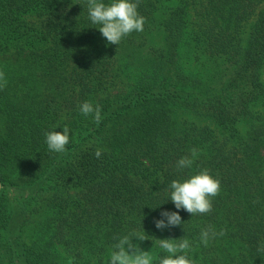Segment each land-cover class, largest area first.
Listing matches in <instances>:
<instances>
[{
    "label": "trees",
    "instance_id": "obj_1",
    "mask_svg": "<svg viewBox=\"0 0 264 264\" xmlns=\"http://www.w3.org/2000/svg\"><path fill=\"white\" fill-rule=\"evenodd\" d=\"M137 11L143 31L115 45L87 0H0V264H108L130 233L146 236L133 242L153 264L165 238L188 239L196 264H264V0ZM65 125L67 150H49L45 132ZM201 169L220 191L191 216L170 183ZM164 210L182 224L156 228Z\"/></svg>",
    "mask_w": 264,
    "mask_h": 264
},
{
    "label": "clouds",
    "instance_id": "obj_2",
    "mask_svg": "<svg viewBox=\"0 0 264 264\" xmlns=\"http://www.w3.org/2000/svg\"><path fill=\"white\" fill-rule=\"evenodd\" d=\"M89 18L108 43L118 45L121 39L133 31H143L145 19L138 11V0H111L105 4L102 0H87ZM4 73L0 71V88L6 85ZM85 116L92 115L94 121H101V109L99 105L93 106L89 101H84L79 108ZM70 129L67 125L62 131L49 130L45 132V142L49 150L63 153L67 150L66 145L70 142ZM102 150L97 149L94 155L99 158ZM198 155L195 148L191 149V157H181L177 161V168H191L193 158ZM220 182L214 178L207 169L189 175L183 180H172L170 183V200L176 209L186 210L192 215L206 214L212 210V198L219 194ZM161 219L154 221L156 228L164 229L182 224L178 211L164 210L160 213ZM221 229L219 235H224ZM217 235L209 226L202 229L200 234L201 243L207 247L209 239ZM133 238L144 240L146 236L138 233H130L119 238L110 253L108 264H153L154 256L149 251L141 250ZM159 247L167 255L159 259V264H196L193 257L189 256L190 243L188 239L174 242V239H159Z\"/></svg>",
    "mask_w": 264,
    "mask_h": 264
}]
</instances>
